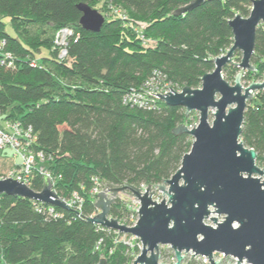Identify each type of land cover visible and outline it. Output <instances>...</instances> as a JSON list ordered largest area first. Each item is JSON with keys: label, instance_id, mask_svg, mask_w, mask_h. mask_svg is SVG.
<instances>
[{"label": "trees", "instance_id": "16d2710c", "mask_svg": "<svg viewBox=\"0 0 264 264\" xmlns=\"http://www.w3.org/2000/svg\"><path fill=\"white\" fill-rule=\"evenodd\" d=\"M191 1L0 0V43L14 57L13 69L0 65V121L31 127L37 138L33 149L44 154V166L56 178V195L78 192L85 200L78 216L74 209L0 196V264H98L102 258L131 264L139 254L118 232L87 222L95 212L92 180L154 188L170 179L193 143L190 135L173 130L189 127L193 116L159 99L146 98L143 108L124 99L148 82L200 88L201 78L214 70L212 60L233 45L229 21L235 15L248 18L252 8L248 0L208 1L173 15ZM80 3L106 16L99 33L79 26ZM4 17L15 37L5 33ZM33 27L43 33L38 43L30 37ZM63 29L74 36L59 58L55 42ZM233 61L240 62L238 52ZM251 64L257 69L246 71L244 80L263 79L262 26ZM240 72L228 64L223 77L234 79ZM240 141L263 164L264 90L247 106ZM43 181L35 176L31 189L41 191ZM48 208L59 217L48 216ZM109 216L129 225L124 199L115 201Z\"/></svg>", "mask_w": 264, "mask_h": 264}, {"label": "water", "instance_id": "95a60500", "mask_svg": "<svg viewBox=\"0 0 264 264\" xmlns=\"http://www.w3.org/2000/svg\"><path fill=\"white\" fill-rule=\"evenodd\" d=\"M208 1L223 0H193L173 15H184ZM248 1L252 4L249 17L235 15L229 21L233 45L212 60L214 70L201 78L200 88L183 87L180 93L168 88L169 93L155 95L168 107L184 109L185 117L193 112L198 114V124L192 129L182 124L173 130L174 134L186 133L193 139L177 172L155 189L147 187L143 193L129 184H106L111 198L105 193L97 196L94 207L100 212L87 222L138 239L142 249L132 264H164L160 262L161 247L173 251L174 264H182L190 253V260L205 257L209 264L218 263L213 260L216 253L237 259V264L243 260L248 264H264V182L255 177L264 172L256 165L257 153L240 141L247 106L254 93L264 90V77L262 82L250 83L245 88L241 84L242 72L255 71L251 58L256 31L264 27V0ZM77 9L81 13L79 26L87 32L99 33L106 18L87 4L80 3ZM236 52L241 53L239 63L233 61ZM228 64L241 71L234 85L223 77ZM210 111H214L211 122ZM158 193L167 200L155 201ZM119 194L131 195L139 201V218L134 227L108 220L114 198ZM3 195L68 209L52 191L47 177L39 193L23 182L0 179V196ZM208 220L215 227L207 225ZM98 264L107 262L102 259Z\"/></svg>", "mask_w": 264, "mask_h": 264}, {"label": "built area", "instance_id": "2783aa9c", "mask_svg": "<svg viewBox=\"0 0 264 264\" xmlns=\"http://www.w3.org/2000/svg\"><path fill=\"white\" fill-rule=\"evenodd\" d=\"M73 36H74L73 32L69 29H63L57 33L55 43L60 49L59 58H64L66 56L67 40ZM4 44H5L4 42L0 43V65L6 67L7 69H13L14 57L10 53L5 52L3 50ZM31 66L35 67V63H32ZM171 90L174 91L173 89ZM169 92L170 90L168 89V87L167 88L162 87L161 89L160 88L158 89L154 83L148 82L140 92L135 91L127 95L126 98L124 99V102L132 103L133 105L138 106L139 108H143L147 106V102L145 101L146 98L159 99V97L155 95L160 96L167 94ZM36 140H37L36 135L32 132L31 127L26 128L19 121H12V120L0 121V162L3 159L4 157L3 155L6 151H9L11 153L10 157L12 159V167L5 173L0 174V179L1 180L7 178L14 179L18 182H23V184H25L27 187L31 189L30 186L35 176H39L43 180L44 177H47L51 183L52 191L55 193L54 186L56 184V178L53 177L52 173L44 166L46 162V157L44 156V154L41 151H35L33 149ZM17 159H19V162L18 161L15 162ZM92 182H93V186L90 190V195L93 197V203L97 201V196L99 193H105L107 194L108 198H111L110 194L107 191L108 187H106V184L104 185L97 178H94ZM146 188H147L146 186H141L139 189L143 193L146 190ZM155 188L156 187H154L153 189ZM39 192L40 191H38L37 193ZM58 198L62 202H64L69 209H74L76 212L79 213L78 216H81L80 213L85 200L78 192H73L69 198H60V197ZM117 199L125 200V205L129 212V217H128L129 225L127 227H134L139 218L138 216V212L140 208L139 201L128 194H123L115 197L114 203ZM35 203L45 205L44 203H39V202H35ZM41 211L42 210L38 209V212ZM99 212L100 211L96 210L95 208V212L89 217H87V219L97 216ZM46 214L48 216H51L52 218L59 217V215L54 213L53 208H48ZM111 219L113 218L108 216V220ZM118 223L120 225L126 226L125 224H122L119 221ZM123 237H126V235H123ZM130 238L131 241L129 243L127 242L126 243L128 245L134 243L140 252L142 246L139 240L131 236ZM187 256L191 257L192 253L185 255V258ZM193 259H198L201 260L204 264H209L208 259L205 257H194L192 258V260ZM213 260L215 262L218 261L217 264H227V261H233L235 262V264H237L238 262V260L233 257L224 256L223 254H218V253L213 255ZM239 264H248V263L245 260H243Z\"/></svg>", "mask_w": 264, "mask_h": 264}, {"label": "rangeland", "instance_id": "374dc122", "mask_svg": "<svg viewBox=\"0 0 264 264\" xmlns=\"http://www.w3.org/2000/svg\"><path fill=\"white\" fill-rule=\"evenodd\" d=\"M95 10H97V8L95 9ZM98 11V10H97ZM99 12V11H98ZM101 13V12H100ZM102 14V13H101ZM122 15L123 16H125V13H122ZM105 18H106V16L105 15H103ZM124 21L126 20V18H124L123 19ZM1 21H2V23H3V25L5 26V33L7 34V35H9L10 37H15V32H14V30H13V28H12V26H11V24H10V19L9 18H7V17H4V18H2L1 19ZM43 35V33H42V30L41 29H39V28H37V27H33V29L31 30V32H30V37H31V39L34 41V42H36V43H38L37 41L38 40H40ZM65 38V37H64ZM239 54H240V59H241V53L240 52H238ZM235 58V55H234V57H233V59ZM234 63H237V62H235L234 61ZM254 68H255V70L257 69L256 68V66H254ZM244 77H245V72H242V80H241V84H242V86L245 88V87H247L250 83H253V82H255V83H260V82H262V79H256V80H251V81H248V82H246L245 80H244ZM264 77V76H263ZM234 80H235V78L234 79H227V82L230 84V85H234ZM156 85V87L159 89H161L162 87H164V88H170V89H173L175 92H177V93H180L181 92V88L180 87H174L175 85H172V84H170V83H168V82H166V81H163L162 83H160V84H155ZM156 89V88H155ZM254 95H255V93H254ZM214 111H210V113H209V122H211L212 121V119H213V117H212V115H211V113H213ZM192 114V116H193V119H192V122L190 123V125H189V127L188 128H193L194 127V125H197L198 124V114L197 113H191ZM190 114V115H191ZM189 115V116H190ZM7 152V151H6ZM5 154V153H4ZM4 157H3V159L1 160V162H0V174H2V173H5L6 171H8L10 168H11V165H12V159H11V157L9 156V157H5V155H3ZM19 162V159H17L15 162ZM257 165V167H259L263 172H264V162H263V164H256ZM255 177H257V178H259L260 179V181L261 182H264V175H262V176H255ZM119 195H123V194H119ZM118 195V196H119ZM167 200V198L165 197V196H163L162 194H160V193H158V194H156L155 195V197H154V200L155 201H158V202H161L162 200ZM206 224L207 225H210V226H214L209 220L208 221H206ZM121 236H123V235H121ZM122 241H125V242H127V243H129L130 241H131V238H130V236H126V237H122V239H121ZM160 252H161V259H160V262L161 263H164V264H174L175 263V259L173 258V256H174V253H173V251L172 250H170L168 247H161L160 248ZM140 253V252H139ZM217 254V253H216ZM139 255V254H138ZM137 255V256H138ZM136 256V257H137ZM190 256H187L186 258H185V260H184V262L182 263V264H189V263H191V264H204L201 260H198V259H191L190 260ZM102 259H104L105 260V258H102ZM135 260V259H134ZM133 260V261H134ZM133 263V262H132ZM131 263V264H132ZM227 264H235V262H233V261H227Z\"/></svg>", "mask_w": 264, "mask_h": 264}, {"label": "crops", "instance_id": "0c3cea01", "mask_svg": "<svg viewBox=\"0 0 264 264\" xmlns=\"http://www.w3.org/2000/svg\"><path fill=\"white\" fill-rule=\"evenodd\" d=\"M6 157H9V156H11V153L9 152V151H7V152H5V154H4ZM11 167H12V165H11Z\"/></svg>", "mask_w": 264, "mask_h": 264}]
</instances>
